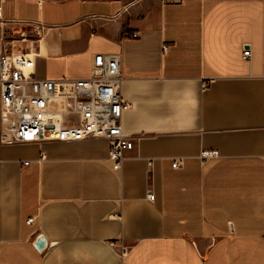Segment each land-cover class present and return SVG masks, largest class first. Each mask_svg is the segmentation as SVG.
Listing matches in <instances>:
<instances>
[{"label":"crops","instance_id":"0c3cea01","mask_svg":"<svg viewBox=\"0 0 264 264\" xmlns=\"http://www.w3.org/2000/svg\"><path fill=\"white\" fill-rule=\"evenodd\" d=\"M2 11L0 53L5 29L40 28L35 78H99L119 57L134 148L115 171L104 139L4 145L0 88V264H264V0Z\"/></svg>","mask_w":264,"mask_h":264},{"label":"built area","instance_id":"2783aa9c","mask_svg":"<svg viewBox=\"0 0 264 264\" xmlns=\"http://www.w3.org/2000/svg\"><path fill=\"white\" fill-rule=\"evenodd\" d=\"M0 0V26L3 24ZM167 50V46H164ZM31 53H0L2 110L1 142L4 145L45 142H80L104 139L109 144V161L119 171L134 139L125 133L122 117L132 105L121 95L119 57H106L101 77L94 79H38L31 74ZM250 57V49L243 52ZM217 152H203L208 160ZM45 155H42L43 159ZM152 165V161L149 162ZM176 160L172 167H181ZM153 201L154 196L148 195ZM32 220H28L30 224ZM130 249L120 246V257Z\"/></svg>","mask_w":264,"mask_h":264},{"label":"rangeland","instance_id":"374dc122","mask_svg":"<svg viewBox=\"0 0 264 264\" xmlns=\"http://www.w3.org/2000/svg\"><path fill=\"white\" fill-rule=\"evenodd\" d=\"M36 10L35 7L30 9ZM15 30H4L3 32V52H23L27 53L31 46L36 48L37 41L40 37V28L37 26H19ZM34 62V59H32Z\"/></svg>","mask_w":264,"mask_h":264},{"label":"water","instance_id":"95a60500","mask_svg":"<svg viewBox=\"0 0 264 264\" xmlns=\"http://www.w3.org/2000/svg\"><path fill=\"white\" fill-rule=\"evenodd\" d=\"M46 245V240L42 235L38 236L34 243V246L38 251H42L43 249H45Z\"/></svg>","mask_w":264,"mask_h":264}]
</instances>
